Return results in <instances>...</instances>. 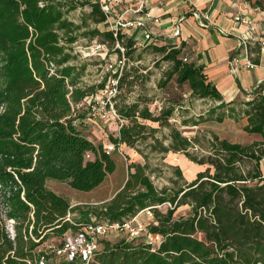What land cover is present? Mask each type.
Here are the masks:
<instances>
[{"label":"trees","instance_id":"trees-1","mask_svg":"<svg viewBox=\"0 0 264 264\" xmlns=\"http://www.w3.org/2000/svg\"><path fill=\"white\" fill-rule=\"evenodd\" d=\"M87 8L79 23L70 19L72 12ZM254 8L264 11L261 2ZM107 23L101 0H0V264H37V250L51 235L78 230L92 219L122 223L147 208L153 212L152 220H144L148 232L159 235L161 243L154 246L143 237L106 240L91 264H264L262 87L251 101L226 102L204 67L191 59L185 42L166 40L154 47L169 66L161 86L175 77L178 86H189L193 98L215 103L209 115L223 110L232 119L248 118L243 130L261 140L241 144L217 135L188 138L170 123L175 102L155 115L140 99L117 103V95L123 125L117 136H109L110 143L136 151L146 163L130 164L123 187L100 208L84 213L82 221L75 219L67 198L47 187L56 181L92 192L117 169L106 145L84 132L86 111L75 110L106 85H80L83 67L73 63V53L81 37H98V43L111 47L120 43L125 56L143 45L121 31L97 27ZM125 80L119 77L118 94ZM215 120L222 122V116ZM189 123L198 126L200 121H182ZM164 127L169 134L158 136ZM196 145L202 150L191 152ZM170 152L207 168L186 181L176 166L173 185L158 189L147 173L149 160L153 153ZM89 153L92 158L86 160ZM166 203L171 205L166 211L156 208ZM182 206H189L190 214L175 218ZM6 219L16 221L13 240Z\"/></svg>","mask_w":264,"mask_h":264},{"label":"rangeland","instance_id":"rangeland-1","mask_svg":"<svg viewBox=\"0 0 264 264\" xmlns=\"http://www.w3.org/2000/svg\"><path fill=\"white\" fill-rule=\"evenodd\" d=\"M236 2L246 3L250 7H256L258 2L264 5V0H235ZM102 2V0H101ZM88 13L89 9L77 10L72 12L69 17L72 21L79 23L82 13ZM95 25L90 24L89 28H94ZM101 31L115 30L117 28L116 21L111 16L108 19V23L97 26ZM126 37L130 38L126 33V30H119ZM96 37L92 40L89 38L81 37L80 42L74 46V59L73 63L79 67H83L80 85L83 87H95L99 88L101 85L107 84L110 77H115L118 74H114V68H110V65H114L118 59L116 47H109V53L106 58L104 55H86L80 54L75 55L81 48L87 47L92 42L98 41ZM158 40V42H156ZM164 36H154L153 41L144 42L142 46L136 47L131 51V54L126 55V66L123 69L121 76L125 77L123 87L119 90L117 97V103H121L122 100L127 103H133L136 100H141L142 105H146L155 114L159 115L162 108L170 106L175 102L174 116L170 120V123L179 128L183 135L188 138H193L197 134L206 136V139L217 135L221 139H226L231 142L249 144L253 139L251 135L247 134L243 129L242 118L232 119L227 117L223 110L216 111L212 115L208 112L214 107L215 103L210 100H198L191 96L189 86H178L175 82V77L167 84L162 87V83L167 79L168 64L162 60V54L155 52L154 47H161L167 42ZM84 52V51H83ZM102 89L99 88L96 93H101ZM116 100V98H115ZM145 103V104H144ZM222 116V122L218 119ZM204 117V121L202 118ZM200 121L198 126H193L189 123L187 126L182 125L184 120ZM212 119V120H211ZM202 121V122H201ZM153 127L158 128V124H151ZM84 132L89 136L90 140L96 144L109 145L110 135H117L118 129L115 125H109L105 121L89 122L84 127ZM160 132L157 134L160 137L167 136L169 129L164 127L160 128ZM165 143L168 140H164ZM142 149V146H140ZM202 149L199 145H196L191 152H200ZM111 156L116 161V171L109 175L106 181L100 188L93 192H79L72 190L66 183L50 181L48 187L55 190L59 195L67 198L70 204L73 206L75 219L77 221L84 220L83 214L91 212L100 208L104 200L110 199L114 196L115 192L121 188L128 179V166L132 163H139L144 165L145 159L138 154L136 151L128 147L121 146L112 152ZM150 168L147 173L150 175L155 186L160 189L163 187H171V182L174 176V167L178 166L181 168L183 177L186 181H190L197 175L198 172L205 171L207 166H200L191 162L182 153L159 154L153 153L149 160ZM198 171V172H196ZM123 184V185H122ZM182 183H179L181 185ZM175 187L179 188L178 185ZM113 198V197H112ZM167 208L160 209L166 211ZM191 212L189 206L180 207L176 213L175 218L187 217ZM92 215V214H91ZM93 216V215H92ZM144 220L146 218L141 216ZM198 237L203 238L202 235ZM59 238V236L51 235L49 239ZM121 236H111L110 242H117ZM38 249H42L40 246ZM51 264H66L62 260L55 259L52 257Z\"/></svg>","mask_w":264,"mask_h":264},{"label":"built area","instance_id":"built-area-1","mask_svg":"<svg viewBox=\"0 0 264 264\" xmlns=\"http://www.w3.org/2000/svg\"><path fill=\"white\" fill-rule=\"evenodd\" d=\"M149 0H137L136 6L124 11L122 15L117 18V28L114 31L117 33L119 30H127L129 33H133L137 30L142 32L143 40L141 43L147 41H153L155 34L154 26L157 25L158 20L146 10V6ZM120 4L119 0H103L101 2V8L103 12L108 16V19L113 16L114 9ZM131 13V18L124 17L125 14ZM264 21V11H261ZM195 16L200 20L202 27L208 26L205 22H201V19L210 21L207 15L201 13L199 10L195 13ZM234 22L243 27L245 37H241L239 40L238 50L235 56L230 60V71L236 76L242 67L246 69H256L258 65L252 60L253 54L250 51L251 46L259 45V56L264 55V39L256 36V20L244 14H238L234 17ZM180 29H176L174 36H180ZM158 42V40H156ZM116 50L118 59L114 65H110V68H114V74H118L116 77H110L101 93H96L83 102L78 103L75 107L77 111H86V118L84 122L105 121L109 125L117 126L118 131L123 125V120L117 113L115 108V97L118 94V80L121 76L123 69L126 66L125 48L122 44L117 43ZM84 51V52H83ZM77 53L86 55H104L109 53V47L107 44H100L96 41L92 42L87 47L81 48ZM4 111V106H0V112ZM108 153L115 151L116 147L113 144L105 146ZM92 158L89 153L86 155V160ZM171 207L170 204L158 205L156 208L162 209ZM73 208V206H71ZM144 216L146 221L153 219V212L147 208L138 213L136 216L129 220H125L122 223H107L97 222L92 219V222L82 225L78 230H69L59 236V238H52L46 240L38 249L37 264H51L52 257L58 260H62L66 264H91L94 258L104 248V241L109 240L111 236L125 237L127 240H133L138 238H145L147 242L154 246H158L162 238L159 235H152L148 232L147 223L141 218ZM72 214H68V218H71ZM15 225L16 221L12 219H6V230L8 235L13 240L15 238Z\"/></svg>","mask_w":264,"mask_h":264},{"label":"crops","instance_id":"crops-1","mask_svg":"<svg viewBox=\"0 0 264 264\" xmlns=\"http://www.w3.org/2000/svg\"><path fill=\"white\" fill-rule=\"evenodd\" d=\"M119 1L120 4L115 7L112 16L115 21L124 11L135 7L137 2V0ZM146 10L158 20L157 25L154 26L155 34L164 36L177 45L185 42L191 53V59L204 67L209 80L217 86L226 102L251 101L254 98L253 93L259 87H262L264 96V55L259 56V45L250 48L253 54L252 60L258 68L250 70L242 67L236 76L230 71V60L238 50L240 38L245 37L243 27L234 22V17L238 14L253 17L257 22L256 36L264 39V21L260 10L235 0H149ZM198 10L209 18L210 21L201 19V22H205L208 26H201L200 20L195 16ZM132 16L131 13H127L124 17ZM178 28L181 33L176 37L174 32ZM126 34L136 38L139 43L143 40L142 32L139 30ZM247 124L248 118H244L242 125ZM251 138L253 140L249 143L261 140L257 134H252ZM262 171L264 174V160ZM112 197L104 202L111 200Z\"/></svg>","mask_w":264,"mask_h":264}]
</instances>
